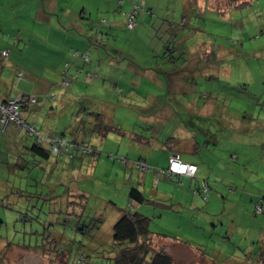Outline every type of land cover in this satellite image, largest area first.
<instances>
[{"label": "rangeland", "instance_id": "obj_1", "mask_svg": "<svg viewBox=\"0 0 264 264\" xmlns=\"http://www.w3.org/2000/svg\"><path fill=\"white\" fill-rule=\"evenodd\" d=\"M152 3L137 12L135 29L126 26L120 7L78 20L86 26L83 37L89 44L87 51L79 50L89 54L87 70L96 77L87 83L85 71L75 88L105 104L126 133H150L144 129L154 125V135L164 138L174 128L189 127L200 142L198 153L187 154L200 167L188 187L191 195L175 192L182 183L169 179L161 181L156 195L152 180L139 185L132 162L151 147L134 144L128 135L93 140L101 154L88 155L73 171L67 156L58 163L40 162L27 153L34 138L24 130L12 124L6 131L0 127V264H112L117 249L113 225L120 208L149 215L156 235L174 237L177 264H254L258 256L252 252L259 250L252 249V240L264 232V214L254 208L264 196V0ZM6 36L11 44L12 37ZM166 41L174 42V63L165 57ZM12 51L5 63L15 68L6 66L0 82L5 90L59 93L73 108L79 95L61 85L62 75H54L48 63L36 57L37 50L35 59L21 61L20 52ZM25 67L40 77H28ZM19 70L26 75L23 81ZM62 70L71 73L68 64ZM117 86L122 90H115ZM43 114L35 118L39 128ZM152 151L159 157L155 162L166 163V152L157 147ZM111 153L128 158L129 165ZM202 181L209 185L207 200L206 193L194 192ZM170 185L174 198L168 193ZM132 186H143L151 202L141 206L131 199ZM80 191L89 195L82 206ZM100 218L104 221L98 233ZM83 254L87 260L82 263Z\"/></svg>", "mask_w": 264, "mask_h": 264}, {"label": "trees", "instance_id": "obj_2", "mask_svg": "<svg viewBox=\"0 0 264 264\" xmlns=\"http://www.w3.org/2000/svg\"><path fill=\"white\" fill-rule=\"evenodd\" d=\"M14 1H18V3L24 4V10L20 11L18 9H14L15 6L13 5V3H11L8 7L4 5L2 6L0 4V10L1 8L3 9L5 7L6 10L8 9V12L9 10L13 12V23L15 22L13 26V28L15 29H12V31L9 33V35L12 37L11 44H8L9 42H5V45L0 47V75L2 74L4 68L8 66V63L6 64L5 60L11 56V54L13 53V48H16L18 52H20L18 59H24L27 57L25 56L24 52H26L28 47L32 46L31 48H33L35 47V42L37 44L43 42L44 40L43 36L40 35L43 32L41 27L42 23L38 21L39 19L36 16V2H40L41 4L42 0H35L33 2L32 0ZM125 1L130 0H120L122 4ZM145 1L147 0L135 2L129 10L123 8V5L119 6L120 8L124 9L122 10L124 23L129 29L137 28V12L145 11L146 6L149 5L146 4ZM150 1L152 2V0ZM33 3L36 4L34 5ZM148 12L152 13L151 9H149ZM131 20H133V22L135 23L133 27L129 25V22ZM16 21H20L23 26L21 27L20 23H17ZM0 32L3 33V30L1 28ZM1 39L5 41L3 36ZM173 43L174 42L166 41L163 42L162 46L163 51H165V57L169 56L170 61L174 63L177 57H175L174 55L175 48ZM92 44L96 43L92 41ZM73 54L76 57H83L82 59L85 61V63H88L90 61L88 53H82L79 50H74ZM68 66H70V64H68ZM81 71L82 70L79 69L77 74L74 75L70 74L67 70H62L61 73L63 77L61 85H63L66 89L69 88V90H71V92L75 96L79 95L78 99L74 101L75 103L73 108L68 107V103L64 99L60 98L59 93L51 91H48L45 94H38L36 92L30 93L21 89V91H16V94H13V92L11 91H7L6 95L4 94L3 96H0V104L8 106L10 101L17 102L19 112L18 114L23 121L22 124H17L14 121H8L7 123H4L2 120L3 112H0V127L2 128V131H6L7 127L11 124L15 128V130H24L22 132L25 135H27L29 138H34L33 143L29 146L27 145V153L31 154L32 156L39 157L40 162H49L51 160H54L58 163L59 161H62V158L67 156L69 160H72V162L69 163V166L73 171L81 168V166L85 162V159L88 158V155H95V157H97L101 154V152H99L94 146V138L102 140L108 137L110 134H118L122 137L128 135L131 138L130 140H132L134 144L149 147L151 146L155 148L157 147L160 152L162 151L161 153H167L165 154V156L167 157L166 167L160 165H151L146 161V159L141 156L137 160L133 161L135 162L134 165L137 168L139 177L140 173L145 174L146 172L152 170H154L155 173V180L157 178L161 179L162 176L169 177L167 171L170 166L171 158L173 155H177L179 160L187 164L196 165L197 170L192 176L173 174L172 177L169 178L180 183L183 177L197 179L198 172L200 170L199 165L197 163H192L186 160L187 154L189 153L188 150L180 151L176 149L177 144H180L182 136L186 135L193 140L194 148L192 152L198 153L200 142L193 136L194 132L189 127L184 129L180 127L181 129L178 128L176 131V128H174L172 130V133L164 138H162V136H159L157 138L154 135V132H152L154 125L147 126L146 129H144H148L150 133L140 132L136 130H132L130 133H126V130L123 128V126L115 122L112 113L104 108L105 104H100L99 102H97L95 96L88 95L85 92H80L78 90L75 91L74 82L77 83L79 81L78 73H81ZM27 74L29 77V72ZM86 74L87 83L93 82L96 75L92 74L90 71H87ZM17 75L20 81L25 80L26 75L21 70L18 71ZM115 90L121 91L122 88L117 86L115 87ZM60 101H63L65 106L64 108L67 110L65 115H67V118L70 120L64 128L62 127V129L59 130L58 128L54 129V127H52V124L50 122L51 119L47 115L50 112L55 111V109H58L57 103ZM41 112L46 113L40 116V118L42 117L43 121L40 125L42 130L37 126L35 121V118L38 117ZM29 127H31L34 131H30ZM59 139L64 140L65 144L59 146V148L56 149V147L54 146V141ZM155 139L159 142L157 146L154 141ZM109 155L113 159L119 158L124 166L129 165L128 158L118 157L113 153ZM139 164H145L146 168L143 169ZM161 170L163 171V173L159 175ZM141 182L142 180L140 179L139 185L141 184ZM194 192L206 193L205 199L207 200L209 198V185L207 184V182L202 181L201 186L196 188ZM79 194L80 201L78 205L82 206L83 202H87L89 195L84 191H80ZM129 197L139 204L146 203V201L151 202V200L147 198L140 187L132 186L129 190ZM254 204L255 213L264 214V196L260 195L258 202ZM258 205L261 206V211L257 210L256 207ZM130 206L132 207V205ZM73 210L76 211L75 208H73ZM103 221L104 220H101L100 218L98 224H96L95 228L97 229L98 233L101 229V224L103 223ZM151 223L152 217L140 212L139 210L132 208L118 209L116 222L113 225V241L117 246V249H115V252L112 256V264H177L172 254L169 253L168 250L158 242L157 236L165 234L156 235L157 233H154L151 230ZM257 242H255L254 244H257L259 251L252 252V254H256V256H258L255 257L254 264H264V232L262 235H259ZM198 252L203 254V252L201 251ZM63 255L65 257L67 256V254L65 253H63ZM79 260H81L83 263L87 260V255L83 254L79 257Z\"/></svg>", "mask_w": 264, "mask_h": 264}, {"label": "crops", "instance_id": "obj_3", "mask_svg": "<svg viewBox=\"0 0 264 264\" xmlns=\"http://www.w3.org/2000/svg\"><path fill=\"white\" fill-rule=\"evenodd\" d=\"M1 1V0H0ZM35 0H32V2ZM132 1V2H130ZM130 1H125L123 4L120 2V0H75V2L73 1L71 4H61L59 2V0H42V3L40 4V2H36L37 3V10H36V16L39 19L38 21L42 23V34H40L41 36H43V42L41 43H34L35 47L31 48L32 46L28 47L25 53V56H30L27 58L30 59H35V53L34 51L37 50L38 51V55H36L37 58H43L44 60L42 62H47L49 69L51 71H53L54 75H57L58 77L60 75H62V68L65 67L66 64H70V74H77L78 70L81 69V73H78V75L80 76L81 74H83L85 71H89L87 69H90V67H87V63H85V61L83 59H81V57H76L74 56L72 50H79V49H83L85 51H87L86 49L89 47V44L87 43L86 39L83 37V35L85 34L84 29H85V25L84 22L82 24L78 23V20L85 17L86 20H90L95 14H102L105 15L107 13L110 14V12L112 11H118L119 6L123 5L122 7L125 8L126 10H129L133 4L136 1L139 0H130ZM146 4L152 5L153 3L150 0L145 1ZM13 3V5L15 6L14 9H18L20 11L24 10V4H20L18 3V1H14V0H6L5 4L7 5L6 7L10 6V4ZM35 3V4H36ZM75 3V4H74ZM3 4V3H2ZM4 4V5H5ZM34 4V3H33ZM34 4V5H35ZM88 5L91 6L90 8H88ZM33 6V5H32ZM32 9V8H31ZM18 13V12H16ZM29 14V12H28ZM108 15V14H107ZM13 16V12H11L8 9H4L2 11V8L0 10V28L3 30V34L2 35L4 37V39L7 37L6 35L10 36L9 33L12 31L15 22ZM11 22V23H9ZM17 23H20L21 27L23 26V24L20 21H16ZM86 23V22H85ZM1 39V38H0ZM84 40V41H83ZM5 45V41L3 39H1L0 42V47ZM90 49L89 52L92 49L93 45H90ZM76 47V48H75ZM40 51V52H39ZM80 51V50H79ZM28 55H27V54ZM16 56V55H15ZM18 58V56H17ZM20 61L23 59H19ZM8 65H11V62L8 63ZM15 68V66H13ZM62 67V68H61ZM75 67V69L73 70V68ZM14 70V69H12ZM26 70L29 72L30 76H32L34 80H36L34 77L38 78L40 77L39 74H37V72H35L33 69L31 70V68L26 67ZM18 73V72H17ZM2 76L3 74L0 75V82L2 81ZM62 77V76H61ZM51 83V82H50ZM1 84V83H0ZM54 84V83H52ZM2 85V84H1ZM55 85H59L58 83H56ZM74 89V88H73ZM78 90L77 88H75V91ZM8 90L4 89V84L1 86L0 88V96H3L4 94H7ZM34 92L37 91L33 90ZM79 91V90H78ZM88 94V93H86ZM88 95H92V94H88ZM93 96V95H92ZM58 104V109H60L59 111H52L50 112L47 116L51 119V124L52 127L58 128L59 130L62 129V127L64 128L66 126V124L69 122L70 119L66 118L65 113L67 112V110L64 108V103L63 101H60L57 103ZM62 110L64 112H62ZM64 116V118H63ZM55 119V120H54ZM61 119H64V121H61ZM61 121V122H59ZM96 138H94L95 140ZM157 144L159 143L156 139L154 140ZM101 142V141H100ZM139 146H144V145H139ZM155 146V145H153ZM149 147V146H146ZM151 147V146H150ZM152 148H154L155 151V147H151V151L148 150H141L140 154L141 157H143L144 159H146V161L148 163H150L151 165H160V166H167V160L166 163L164 164H160L157 163V161L155 162V160L157 159V153H153ZM194 148L193 145V140L190 139L189 136H182L180 144L176 146L177 150H188V151H192ZM150 150V149H149ZM151 152V153H150ZM139 156V157H140ZM151 156H153V159H151ZM155 159V160H154ZM194 156H187L186 160L190 161L192 163H196L194 162ZM137 160V159H136ZM135 161V160H133ZM133 167H135V162H132ZM136 171L137 168L135 167ZM78 170V169H76ZM75 170V171H76ZM155 173L154 170L152 171H148L145 174H141L140 173V179L142 180L141 184L146 185L147 182H149L150 180H152V183L155 184L157 187L153 188V193L156 195L158 194V192H160V184L161 181L164 180H172L169 177H164L162 176L161 179L155 180ZM191 180V181H190ZM181 187H176V191H186L187 194L191 193L189 192L188 187H191L192 184V178L190 177H183L181 180ZM172 190V192H169V195L171 193V195L174 198V185H170ZM141 189L143 190V192H145L143 186H141ZM166 191V190H163ZM145 194V193H144ZM141 206H143V204H140ZM193 206V204H192ZM257 236V237H256ZM254 240H258L259 235H255L254 236ZM261 237V236H260ZM158 241L161 245H163L164 247H170V251L168 250L169 253L172 254V256L174 257V237L173 240L168 239L169 236H165V235H159L157 236ZM227 240L231 241V237H226ZM254 240H252V243L254 244ZM173 246V247H172ZM253 247V248H252ZM252 249L254 251H257L256 248L258 249L257 244H254V246L252 245ZM167 249V248H166Z\"/></svg>", "mask_w": 264, "mask_h": 264}, {"label": "built area", "instance_id": "obj_4", "mask_svg": "<svg viewBox=\"0 0 264 264\" xmlns=\"http://www.w3.org/2000/svg\"><path fill=\"white\" fill-rule=\"evenodd\" d=\"M134 22L133 20H131L129 22V25L131 27L134 26ZM0 112H3V115H2V120L4 123H7L8 121H14L16 122L17 124H22L23 121L21 120V118L19 117V112H18V105H17V102L16 101H10L9 105L6 106V105H3V104H0ZM29 130L30 131H34L31 127H29ZM61 141V142H60ZM65 141L64 140H55L54 143H55V147L56 149L59 148V146L65 144L64 143ZM143 169L146 168L145 164H139ZM197 170V167L196 165H193V164H187L181 160H179L178 156L177 155H173L172 158H171V162H170V166H169V169H168V175L169 177H172L173 174H177V175H194V173L196 172ZM163 173V171L161 170L159 175ZM159 178H157L156 180H158ZM257 210L258 211H261V206L258 205L257 207Z\"/></svg>", "mask_w": 264, "mask_h": 264}]
</instances>
